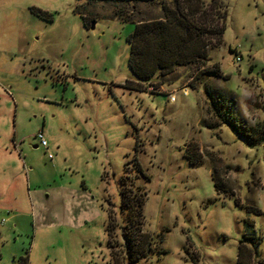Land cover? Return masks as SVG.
<instances>
[{"label":"rangeland","instance_id":"1","mask_svg":"<svg viewBox=\"0 0 264 264\" xmlns=\"http://www.w3.org/2000/svg\"><path fill=\"white\" fill-rule=\"evenodd\" d=\"M77 3L0 0V264H240L241 248L264 264V141L210 128L205 91L264 130V0H227L223 42L208 60L148 90L125 86L136 80L135 23L95 3L85 5L88 27ZM139 10L161 15L155 4ZM138 186L146 197L135 224L150 246L130 258L140 247L137 235V247L126 244L136 227L121 189L133 196Z\"/></svg>","mask_w":264,"mask_h":264},{"label":"trees","instance_id":"2","mask_svg":"<svg viewBox=\"0 0 264 264\" xmlns=\"http://www.w3.org/2000/svg\"><path fill=\"white\" fill-rule=\"evenodd\" d=\"M77 2L75 11L87 26L89 18L95 20L84 12L85 5L95 3L112 4L116 8L113 12L114 18L135 23V29L127 40L130 44L128 66L136 80L127 81L125 86L137 90H148V84H151L155 77L167 75L179 66L208 60L210 49L218 47L223 42L228 15L227 0H77ZM139 4L158 5L161 15L150 18L140 16ZM32 10L40 13L45 19L52 18L47 11L36 7H32ZM205 91L210 98L211 109L216 118L214 124H210V128L225 123L238 133L242 132L252 139L264 141V130H251L244 125L233 111L230 101L223 96H217L208 87ZM186 150L190 163L196 164L200 161L194 151H189L187 148ZM135 164L142 173L140 163L135 161ZM214 184L219 190L220 182L215 181ZM123 187L120 210L127 211L129 228L136 227L135 218L140 214L143 216L146 191L138 186L135 187L133 196L125 197ZM137 227L136 233L125 232L128 247H137V238L134 235L138 236L140 248L132 249L130 258L132 253L135 254L133 257L145 255L146 249L150 246V234L137 233L139 230ZM107 230L109 232V229ZM250 256L249 251L245 252L241 248L238 258L240 264H249Z\"/></svg>","mask_w":264,"mask_h":264},{"label":"built area","instance_id":"3","mask_svg":"<svg viewBox=\"0 0 264 264\" xmlns=\"http://www.w3.org/2000/svg\"><path fill=\"white\" fill-rule=\"evenodd\" d=\"M35 136L39 139V145L47 147V140L44 138L41 132H38Z\"/></svg>","mask_w":264,"mask_h":264},{"label":"water","instance_id":"4","mask_svg":"<svg viewBox=\"0 0 264 264\" xmlns=\"http://www.w3.org/2000/svg\"><path fill=\"white\" fill-rule=\"evenodd\" d=\"M94 24H95V21H92L90 27L93 28Z\"/></svg>","mask_w":264,"mask_h":264}]
</instances>
